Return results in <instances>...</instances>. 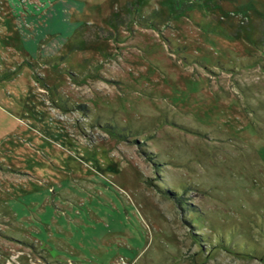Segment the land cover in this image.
Listing matches in <instances>:
<instances>
[{
  "label": "rangeland",
  "instance_id": "rangeland-1",
  "mask_svg": "<svg viewBox=\"0 0 264 264\" xmlns=\"http://www.w3.org/2000/svg\"><path fill=\"white\" fill-rule=\"evenodd\" d=\"M64 1L0 52V264H264V0Z\"/></svg>",
  "mask_w": 264,
  "mask_h": 264
},
{
  "label": "crops",
  "instance_id": "crops-1",
  "mask_svg": "<svg viewBox=\"0 0 264 264\" xmlns=\"http://www.w3.org/2000/svg\"><path fill=\"white\" fill-rule=\"evenodd\" d=\"M27 3L22 5L20 1L16 0H0V52L5 50L6 44H11L12 46L17 44L16 36L19 38L23 35L27 40L34 38L33 45L34 49L38 44L42 43V34L37 35L36 29L23 30L19 27L18 22L23 19V15L27 17L31 23L38 25V15L42 13L44 15V26L46 33H49L50 37L58 38V40H64L69 37L73 30V25L70 21L69 11L70 9L65 8L64 0H26ZM43 4L42 9H39L36 5ZM18 26L16 27V25ZM38 28V27H37ZM44 31V30H43ZM44 32V33H45ZM45 33V34H46ZM40 37V38H39ZM39 38V41L37 39ZM51 38L52 42L53 39ZM25 41V39L23 40Z\"/></svg>",
  "mask_w": 264,
  "mask_h": 264
},
{
  "label": "built area",
  "instance_id": "built-area-1",
  "mask_svg": "<svg viewBox=\"0 0 264 264\" xmlns=\"http://www.w3.org/2000/svg\"><path fill=\"white\" fill-rule=\"evenodd\" d=\"M20 1V0H19Z\"/></svg>",
  "mask_w": 264,
  "mask_h": 264
}]
</instances>
